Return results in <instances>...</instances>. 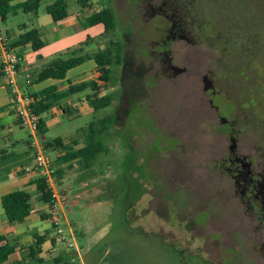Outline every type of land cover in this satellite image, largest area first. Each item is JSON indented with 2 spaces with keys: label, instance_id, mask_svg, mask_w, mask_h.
Instances as JSON below:
<instances>
[{
  "label": "rangeland",
  "instance_id": "374dc122",
  "mask_svg": "<svg viewBox=\"0 0 264 264\" xmlns=\"http://www.w3.org/2000/svg\"><path fill=\"white\" fill-rule=\"evenodd\" d=\"M161 1L67 0L70 17L83 8L113 10V30L102 24L86 30L100 34L95 40L104 48L119 44L122 59L113 57L110 79L99 81L101 95H113L110 105L69 123L85 129L86 141L90 122L114 117L96 135L104 150L90 167L82 161L67 167L60 183L55 174L64 198L56 214L62 232L52 226L67 256L61 264L261 263L249 251L250 238L239 234L246 224L224 222L234 207L211 190L222 178L207 162L228 146L215 128L216 113L234 120L244 154L264 159V0H178V11L202 27L192 22L189 41L167 45L175 65L198 66L194 83L162 67L157 43L168 24L150 9ZM25 14L6 23H28ZM0 28L8 27L0 22ZM204 72L215 88L211 104L202 92ZM62 128L48 135H64ZM211 193L215 207L206 202ZM194 203L207 208L194 212ZM217 220L222 224H211Z\"/></svg>",
  "mask_w": 264,
  "mask_h": 264
},
{
  "label": "crops",
  "instance_id": "0c3cea01",
  "mask_svg": "<svg viewBox=\"0 0 264 264\" xmlns=\"http://www.w3.org/2000/svg\"><path fill=\"white\" fill-rule=\"evenodd\" d=\"M6 1V14L4 18L0 16V22L8 28H0V32L7 38L12 52L19 58L18 88L32 99L35 96L36 99H40L39 94L49 88H51L50 95L56 94L60 97L48 100L51 106L40 115L44 122L45 134H38L39 141L33 143L34 138L28 130L20 126L12 110V95L0 73V235L14 248V252L4 264H53L55 256L58 254L66 256V253L53 236L49 207L42 200L38 189L40 177L34 167L35 144L43 147L41 141L59 138L66 148H69L70 143L73 144L72 150L82 147L85 143L83 140L85 129L76 127L77 123L73 125L69 123L70 120L84 113L95 111L87 97L94 92L90 87L91 82L99 86L102 83L99 82L97 75L100 66L98 67L92 58L68 69L62 79L48 77L38 80L37 77L42 70L58 60L82 54L91 56L105 48L100 44L101 41L95 40L100 34L91 35L86 30L90 26H95L88 25L86 18L96 11L83 8L70 17L67 10L66 18L53 21L45 8L54 0H39L37 8L33 10L27 8V0ZM83 6L86 7L85 4ZM41 7L46 14L41 13ZM20 13H26L22 17L28 20V23L19 22L16 28L9 27L7 20L18 17ZM30 30H35V38L41 42L40 47L33 48L30 40L23 44H15L20 36ZM81 84H85L83 90H70ZM60 127H63L64 135H48L49 132L61 130ZM75 135H79V138ZM47 150L55 152V157L50 158L60 183L63 175L67 173L66 168L74 167L79 159L65 162L63 158L67 151L64 148L45 149ZM15 190L28 192L30 207L29 214L25 218L11 223L6 219L1 197ZM47 221L48 224L45 223ZM35 236L43 239L38 253L33 252Z\"/></svg>",
  "mask_w": 264,
  "mask_h": 264
},
{
  "label": "flooded vegetation",
  "instance_id": "af4514ba",
  "mask_svg": "<svg viewBox=\"0 0 264 264\" xmlns=\"http://www.w3.org/2000/svg\"><path fill=\"white\" fill-rule=\"evenodd\" d=\"M178 2V0H162L156 8L150 5V9L152 12L162 15L168 24L162 30L163 38L157 43L163 69L176 76L183 75L182 78L186 77L192 83L194 76L199 72L196 71L198 66L189 63H184L181 66L175 65L169 55V46L167 45L173 40L189 41L188 25L192 22L193 26L196 25L194 17L192 20L187 13L178 11V5L181 6ZM200 26L196 25V27ZM201 79L203 81L202 92L211 104L213 100L211 96L215 93V88L211 80L208 79V73L204 72ZM216 121L218 124L215 128L216 130L221 128L219 131L224 135L228 146L220 155L211 157L207 162L210 169L216 171V175L222 178L221 184L215 185L212 183L210 185L211 190L219 195L222 194L224 202L229 201V205L232 202L235 214L231 217L232 219L224 222L228 224H246L245 227L238 228L239 234L242 233L244 237L248 236L250 238L252 243L249 251L255 253L256 258L261 262L260 264H264V159L261 161L259 157L248 156L237 147L236 142L240 130L235 128L234 120L216 113ZM214 180L218 179H211L212 182ZM213 195L214 193H211L206 198L207 204H213L212 206L215 204L213 200H210ZM206 208L207 206L198 210L196 204H193L194 212L204 211ZM193 224L197 223L194 221ZM211 224L222 223L217 220L212 221Z\"/></svg>",
  "mask_w": 264,
  "mask_h": 264
},
{
  "label": "trees",
  "instance_id": "16d2710c",
  "mask_svg": "<svg viewBox=\"0 0 264 264\" xmlns=\"http://www.w3.org/2000/svg\"><path fill=\"white\" fill-rule=\"evenodd\" d=\"M6 0L0 1V16L2 18L5 17L6 14ZM39 0H27L26 6L28 5L29 10L36 9L38 6ZM46 12L51 16L53 21H61L67 17V2L66 0H54L52 3L46 6ZM86 22L88 25H96L102 24L104 27V31L113 30L116 27V16L113 10L109 7H103L98 11L91 13L86 18ZM32 41V47L38 48L41 45V42L35 38V30H30L26 32L24 35L20 36L19 40L15 42V44H23L27 41ZM109 48H105V50H101L95 52L94 54L86 55H78L65 60H58L52 66H49L42 70L37 79L42 80L48 77L62 79L65 76V73L68 69L75 67L76 65L81 64L87 59L92 58L97 66H104V72L99 76V79L102 80L105 84L110 79L108 76L109 66L112 62V58H116L121 62V46L116 42H110ZM114 47V48H113ZM114 50V53L112 51ZM104 85H95L91 82V89L94 91L91 96L87 97L88 102L92 106L93 110L97 111L99 109L105 108L110 105L113 100L112 94H102L99 96V93L103 92ZM85 87V84L78 85L74 88H71V91H81ZM51 88L41 92L39 94L40 99H36V96L33 97L32 109L39 116L38 122V134H45L44 122L41 119L40 115L43 114L46 110L51 106L48 100L50 98L56 99L60 96L56 94L50 95ZM114 120L113 115H108L97 122L92 121L87 129L88 135L85 141V144L76 149L72 150V148H66L61 139H45L42 142L44 149L48 148H64L67 153L63 160L65 162L72 161L74 159H79L85 165V167H90L95 161L97 155L104 150V145L99 138L96 137L97 134H101L104 131L108 130L112 125ZM38 189L41 193V198L44 202L48 203L50 200V191L47 188L44 181L40 178ZM1 204L4 209V213L8 222H17L21 221L29 214V194L25 190H15L9 193L2 195ZM43 239L35 236V243L33 246V252L38 253L40 251V244ZM54 241V240H53ZM14 252V248L11 244L5 241L4 237L0 235V264H4L9 256ZM33 253V256H34ZM32 258V255H30ZM67 256L58 254L53 258V264H61L64 260H66ZM40 261V260H38Z\"/></svg>",
  "mask_w": 264,
  "mask_h": 264
},
{
  "label": "built area",
  "instance_id": "2783aa9c",
  "mask_svg": "<svg viewBox=\"0 0 264 264\" xmlns=\"http://www.w3.org/2000/svg\"><path fill=\"white\" fill-rule=\"evenodd\" d=\"M19 58L12 52L7 38L0 32V73L5 79L12 95V110L19 121L20 126L30 132L34 142L38 138L39 116L32 109L33 99L22 92L17 85ZM34 167L39 177L44 181L50 191V200L47 203L52 224L57 229V234L62 230L58 227L59 220L56 216L61 209L63 197L55 188L56 170L52 160L40 145L35 144Z\"/></svg>",
  "mask_w": 264,
  "mask_h": 264
},
{
  "label": "water",
  "instance_id": "95a60500",
  "mask_svg": "<svg viewBox=\"0 0 264 264\" xmlns=\"http://www.w3.org/2000/svg\"><path fill=\"white\" fill-rule=\"evenodd\" d=\"M103 68H104V66H100L98 69L101 70V69H103ZM110 248H111V249H112V248H115V245H111ZM104 263H105V264H108L107 261H105Z\"/></svg>",
  "mask_w": 264,
  "mask_h": 264
}]
</instances>
